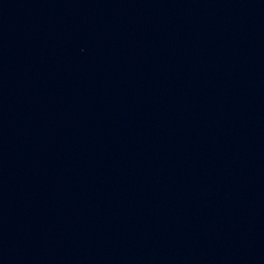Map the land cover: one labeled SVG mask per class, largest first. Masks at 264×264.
Instances as JSON below:
<instances>
[{
	"label": "water",
	"instance_id": "obj_1",
	"mask_svg": "<svg viewBox=\"0 0 264 264\" xmlns=\"http://www.w3.org/2000/svg\"><path fill=\"white\" fill-rule=\"evenodd\" d=\"M0 264H264V0H0Z\"/></svg>",
	"mask_w": 264,
	"mask_h": 264
}]
</instances>
